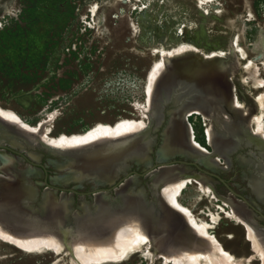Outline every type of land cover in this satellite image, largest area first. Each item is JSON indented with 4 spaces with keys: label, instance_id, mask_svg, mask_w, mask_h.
I'll list each match as a JSON object with an SVG mask.
<instances>
[{
    "label": "rangeland",
    "instance_id": "1",
    "mask_svg": "<svg viewBox=\"0 0 264 264\" xmlns=\"http://www.w3.org/2000/svg\"><path fill=\"white\" fill-rule=\"evenodd\" d=\"M137 1L0 0V106L32 125L45 120L52 136L81 133L98 124L115 125L124 119L140 123L144 126L143 139L152 140L147 156L154 163L156 151L163 142L167 113L175 108L170 103L164 105L162 120L157 126V122L148 117L147 88L153 65L160 58V49L170 50L189 42L203 52L222 51V62L235 66L234 83L240 100L251 105L253 96L264 92V0H141L146 4L143 3L140 12L134 10L138 9ZM257 77L262 79L260 88H254ZM205 81L194 80L192 88L198 85L196 97L201 99L200 94H205L212 85L208 89L215 93L211 103L222 107L224 97L217 81ZM204 85L208 87L202 88ZM176 89L181 93L178 86L174 87ZM154 114L159 116L156 111ZM189 123L197 142L212 152L206 140V129L211 121L194 114L189 117ZM168 133L173 139L164 147L173 148L177 141L172 128ZM235 140L234 144L239 143L237 148L228 152L226 148L223 154L229 167L214 168L217 176L178 163L186 168V173H201L213 184V189L207 191L192 181L183 189L179 200L200 221L210 223L211 232L235 255V264H264L253 252L246 228L231 216L230 208L220 198L231 195L245 204L253 220L264 228V195L253 191L250 178L255 170L245 163L247 160L261 163L262 154L254 144ZM16 149L28 157L35 155L34 161L45 164L49 182L53 177L61 180L69 177L67 173L73 169L70 170L69 162L63 165L64 161H75L76 166L72 168L80 170L78 178L82 176V169L91 166L106 170L105 159L96 161L89 156L76 155L64 160L41 146ZM3 151L16 160V169L35 168L23 156ZM84 158L96 163L79 164ZM173 158L183 157L175 155ZM121 163L126 165V170L143 168L131 160ZM36 169L41 171V176L32 177L29 182L39 185L38 195L25 211L35 215L37 220L46 222L56 214L60 225L69 229L77 225L78 217L85 216L83 206L94 212L98 209L92 206V194L88 197L64 191L65 197L60 201L62 191L47 186L42 168ZM122 174L119 171L115 179ZM137 179L136 189L143 188L146 198L151 200L149 178ZM95 185L94 179L85 177L81 181L71 178L62 186H77L79 191H87ZM47 187L53 189L56 201L60 199L58 208L64 206L59 213L53 212L51 199L42 198ZM55 257L57 254L51 251L28 253L0 239V264H49ZM151 257L139 252L119 264H170ZM60 258L59 264H70L68 255H60Z\"/></svg>",
    "mask_w": 264,
    "mask_h": 264
},
{
    "label": "bare ground",
    "instance_id": "2",
    "mask_svg": "<svg viewBox=\"0 0 264 264\" xmlns=\"http://www.w3.org/2000/svg\"><path fill=\"white\" fill-rule=\"evenodd\" d=\"M188 43L170 50H159L160 58L153 65L147 88L149 119L157 110L152 100L156 97V105L160 107L164 92H167L165 97L173 94L177 100L185 98L188 94L186 92L195 94L197 91L193 90L192 85L196 76L216 80L224 100L222 107H217L211 102L202 103L196 97V101L180 105L171 111V127L177 146L168 149L162 146L163 148L158 150V159L166 163L152 170L147 176L152 199L146 198L143 188L136 189L139 180L132 176L116 187L114 199L105 191L94 194L93 207L98 209L94 212L91 208L83 206L86 214L84 217H78V223L73 228L66 229L60 225V217L57 219L56 214L46 222L37 220L35 215H30L25 210L31 207L39 191V185L34 186L29 180L32 177H40L41 171L35 166L16 169V160L3 151L5 148H0L1 240L28 253L54 252L57 257L49 264H59L60 255L63 254L70 257V264H119L139 252L153 258H161L170 264H235V255L211 232L210 223L200 221L190 208L179 200L183 189L192 181L207 191L213 189L212 181L198 172L186 173V168L178 163L167 162L175 151H182L185 155L197 158L213 171L228 168L229 161L222 151L226 148L231 151L237 147L239 143L234 144L235 138L246 140L247 143L254 144L262 154L261 163L253 160H247L245 163L252 165L255 170L251 172L250 178L253 191L263 196L264 92L254 95L253 103L247 105L237 95L234 64L221 60L224 53L203 52ZM253 69L257 71V66ZM255 81L254 88L262 87L260 77ZM176 86L181 89V93L177 92V89L174 90ZM166 88L170 90H163ZM194 114L211 121L206 129V140L213 149L212 152L196 140L189 123V117ZM156 119V122H159L161 117ZM44 122L29 124L15 112L0 106V144L24 149L25 143L28 142L30 146L49 147L51 154L59 152L64 157L89 156L96 161L113 156V163H118V155L128 149L139 164H151L147 152L152 140L143 139L144 126L140 123L124 119L115 125L98 124L81 133L52 136L51 128ZM29 157L33 160H25L33 164L35 155L30 154ZM68 162L71 164L70 170L73 169L67 173L69 177L65 180L53 177L50 179L52 183L63 185L71 178L81 181L78 178V167L76 170L72 168L76 164L75 161H64L63 165H68ZM242 162L244 163V160H241ZM111 163L107 167L110 176L94 175V182L111 183L119 171L126 168L125 164L114 166ZM85 174L81 173L82 176ZM51 182L49 186L54 187ZM46 189L42 198L45 196L46 199H51L53 212L64 210V206L59 205L62 209L58 208L60 199L56 201L53 198V189ZM213 195L217 196L215 193ZM64 197L65 193L60 201ZM220 198L230 208L231 216L246 228L247 239L251 242L253 252L259 255L264 263V228L259 227L253 220V215L245 204L231 195L228 198ZM96 211L100 212V215H93Z\"/></svg>",
    "mask_w": 264,
    "mask_h": 264
},
{
    "label": "water",
    "instance_id": "3",
    "mask_svg": "<svg viewBox=\"0 0 264 264\" xmlns=\"http://www.w3.org/2000/svg\"><path fill=\"white\" fill-rule=\"evenodd\" d=\"M195 77V76H194ZM198 78V79H197ZM207 80L206 81H208V80H210V79H208V77L206 78ZM197 80H200V81H205L204 79H202V77L200 78V76H196V81ZM205 81V82H206ZM211 82V81H210ZM209 83V82H208ZM212 86V85H211ZM211 86H207V85H204V87H202V88H206V87H208L207 89H206V93L205 94H200V96H202V97H200L201 99H200V102H202V103H210L211 101L213 102V99H214V97H215V93L214 92H212V90L210 91V90H208ZM196 88H198V85L197 84H194V86H193V90H195ZM163 90H167V88L166 89H163ZM186 93H188V94H186V97L185 98H178L179 100H177L176 99V95L175 96H173V94H170L169 95V97H165L166 96V94H167V92H166V94H165V92H164V94L163 95H165L164 97H163V99H161L162 100V102H161V104H160V107L158 106L157 107V105L155 104V103H157V101H154L153 103H154V106L156 107V112H158V114H159V116H157L158 118L159 117H161V119L159 120V123L157 122L156 123V115L155 114H153L152 116H151V118H150V120H152V121H155V123H156V126L157 125H159L160 124V122H161V120H162V116H161V110H162V108L164 107V105H166V104H168V103H170V104H172L173 106H175V108L174 109H177V107L178 106H180V105H186V104H190L191 102H193L194 100H195V98H196V96L198 95V94H191L190 92H186ZM196 95V96H195ZM196 101V100H195ZM181 102V103H180ZM182 102H184V103H182ZM179 104V105H178ZM153 106V105H152ZM170 113H171V111L170 112H168L167 113V115H168V120H167V123H166V125H165V128H164V132H163V142H162V145L160 146V147H162V146H166L167 144H169L170 142H171V140L173 139V138H171L170 137V134L168 133V131L172 128L171 127V116H170ZM259 139V138H258ZM173 143L175 142V140H173L172 141ZM152 144V143H151ZM34 146V145H33ZM25 147H27V148H30V147H32V146H30L29 144H28V142H26L25 143ZM159 147V148H160ZM0 148H5V149H8V150H11V152H13V153H16V154H19V155H21V156H23V158L24 159H30L29 157H28V155H26V154H24L23 153V151H21V150H16V147H14V146H12V145H10V144H0ZM45 148H48L49 149V151H50V148L49 147H45ZM159 148L157 149V151H156V156H157V153H158V150H159ZM163 148V147H162ZM235 148H237V147H235ZM235 148H233V150L232 151H234V149ZM168 149V148H167ZM213 150V149H212ZM211 150V151H212ZM226 150V149H225ZM228 151V150H227ZM51 152V151H50ZM116 152V151H115ZM216 152H218V151H216ZM224 152L225 151H222V153L224 154ZM78 153H81V152H78ZM56 154L57 155H59L61 158H65L64 160H67L68 158H70L71 156L69 155V156H67L66 155V157H64L63 155H61L62 153H60L59 154V152H56ZM115 154V153H114ZM199 154V153H198ZM120 155V156H119ZM118 155V157H117V160H118V163H113L112 162V157L111 156H109L108 158H106L105 160H107V164H106V166H105V168H106V170L103 168L102 170H100V169H98V168H92V166L91 167H89V168H86V170H82V172L83 173H87L84 177H81L80 179H82V178H85V177H91L92 179H94L93 178V176L94 175H96V176H100V177H105V176H110V174L108 173V169H107V167L109 166L108 164H110L111 162V165L112 164H114V166L115 165H117V164H119V165H123L121 162H127V161H129V160H131V161H133L134 163H136L137 165H142V164H139V162L137 161V159H135V156H134V154L130 151V150H125L123 153H121V154H119ZM126 155H128L127 157H125ZM181 156V157H183V158H173L174 156ZM132 156H134V157H132ZM132 157V158H131ZM31 160V159H30ZM116 160V161H117ZM82 161L83 162H78L79 164H81V165H86V164H88V163H91V164H95L96 162H92V160L91 159H89V161H86L85 160V158L84 159H82ZM34 163L32 164V166H35V167H40V168H42V170H43V172H44V176H43V178H44V182H45V184L46 185H48L49 186V184H50V182L48 181V172H47V169H46V165L45 164H43V163H41V162H38V161H33ZM109 162V163H108ZM163 163H166L164 160H160V159H158V156H157V158H156V161L154 162V163H151L150 165H148V166H143V168L141 169V170H126V169H124V170H121L120 172H122L123 174H122V176L121 177H119L117 180L114 178L113 179V181L111 182V183H98V182H95L96 183V185H95V187H92L91 189H89V190H87V191H79L77 188V186H76V188L75 187H67V186H62V185H60V184H54V189H56V190H58V191H66V192H71V193H73V194H78V195H83V196H88V197H91V194L92 195H94V194H96L97 192H100V191H105V192H113V193H115V191H114V189L116 188V187H118L119 185H121V183L122 182H124L127 178H130V177H132V176H136V177H147L148 176V174L152 171V170H154V169H156V168H158V167H160V165H162ZM167 163H171V164H174V163H180V164H184V165H187V166H194V167H196L198 170H200V171H202V172H204V173H207V174H210V175H212V176H217L216 175V172L215 171H213L212 170V168H210V167H207V166H205L204 164H202V163H200L199 161H198V159L197 158H192V157H190L189 155H185V153H183L182 151H175V153L171 156V158H170V160H169V162H167ZM246 165L247 166H252V165H250V164H247L246 163ZM103 170H105V171H103ZM107 177V178H108ZM220 180H222L221 178H219ZM223 181V180H222ZM98 184V185H97ZM226 184V183H225ZM228 188H229V190H231V188L229 187V186H227ZM252 187V186H251ZM232 191V190H231ZM110 193H108L109 195H110ZM111 196V195H110ZM112 197V199H114L115 197H114V195L113 196H111ZM92 206H93V204H92Z\"/></svg>",
    "mask_w": 264,
    "mask_h": 264
},
{
    "label": "built area",
    "instance_id": "4",
    "mask_svg": "<svg viewBox=\"0 0 264 264\" xmlns=\"http://www.w3.org/2000/svg\"><path fill=\"white\" fill-rule=\"evenodd\" d=\"M137 2H139V3H137L136 5L138 6V9H134V10H138L139 12H140V9L143 7V3L144 2H142L141 0H138ZM140 4V5H139ZM144 4H146V3H144ZM142 6V7H141ZM92 7V6H91ZM144 11V10H143ZM89 12H90V14H91V16L93 17L94 15H93V12L91 11V8L89 9ZM142 12V11H141ZM89 25V24H88Z\"/></svg>",
    "mask_w": 264,
    "mask_h": 264
}]
</instances>
